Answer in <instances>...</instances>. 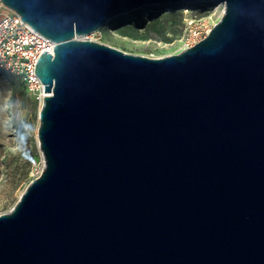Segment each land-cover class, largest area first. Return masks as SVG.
Returning a JSON list of instances; mask_svg holds the SVG:
<instances>
[{
	"label": "water",
	"instance_id": "obj_1",
	"mask_svg": "<svg viewBox=\"0 0 264 264\" xmlns=\"http://www.w3.org/2000/svg\"><path fill=\"white\" fill-rule=\"evenodd\" d=\"M2 1L55 45L34 70L44 165L0 213V264H264V0H216L161 57L84 35L185 0Z\"/></svg>",
	"mask_w": 264,
	"mask_h": 264
},
{
	"label": "rangeland",
	"instance_id": "obj_2",
	"mask_svg": "<svg viewBox=\"0 0 264 264\" xmlns=\"http://www.w3.org/2000/svg\"><path fill=\"white\" fill-rule=\"evenodd\" d=\"M183 6L190 11L182 13ZM223 10L224 4L216 0L146 4L109 18L87 35L125 52L161 57L182 51L186 42L209 30ZM39 109V92L0 68V213L12 208L43 168L37 137Z\"/></svg>",
	"mask_w": 264,
	"mask_h": 264
},
{
	"label": "built area",
	"instance_id": "obj_3",
	"mask_svg": "<svg viewBox=\"0 0 264 264\" xmlns=\"http://www.w3.org/2000/svg\"><path fill=\"white\" fill-rule=\"evenodd\" d=\"M207 32L186 42L183 49L195 44ZM54 45V41L35 30L0 0V68L19 76L30 90L39 92V99L43 84L34 71L35 63L43 50L53 54Z\"/></svg>",
	"mask_w": 264,
	"mask_h": 264
},
{
	"label": "bare ground",
	"instance_id": "obj_4",
	"mask_svg": "<svg viewBox=\"0 0 264 264\" xmlns=\"http://www.w3.org/2000/svg\"><path fill=\"white\" fill-rule=\"evenodd\" d=\"M180 11H181L182 13H187V12L190 11V9H189L188 7H186V6H183L182 9H181ZM84 37L88 38V35H84ZM44 94H46V93L43 91V89H41V92H40V99H39V108H40V106H41V104H42V96H43Z\"/></svg>",
	"mask_w": 264,
	"mask_h": 264
}]
</instances>
